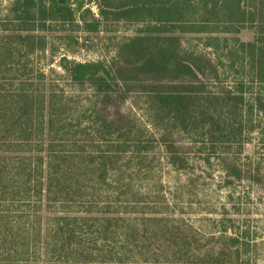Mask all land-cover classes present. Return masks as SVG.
Returning <instances> with one entry per match:
<instances>
[{
	"label": "trees",
	"instance_id": "trees-1",
	"mask_svg": "<svg viewBox=\"0 0 264 264\" xmlns=\"http://www.w3.org/2000/svg\"><path fill=\"white\" fill-rule=\"evenodd\" d=\"M122 28L108 58L68 55ZM253 144L264 0H0V264H243L230 209L205 231L180 192L194 149L264 191Z\"/></svg>",
	"mask_w": 264,
	"mask_h": 264
},
{
	"label": "rangeland",
	"instance_id": "rangeland-1",
	"mask_svg": "<svg viewBox=\"0 0 264 264\" xmlns=\"http://www.w3.org/2000/svg\"><path fill=\"white\" fill-rule=\"evenodd\" d=\"M95 10L96 7L92 6ZM121 33L108 35L104 40H96L78 51L77 54H68L70 58H75L80 62L97 61L102 58H108L111 53L108 48L107 39L110 37H122L132 34L130 30L122 28ZM241 39L245 42L253 40V32L245 30L241 34ZM51 51H48V59L45 60V68L49 70L54 68L60 71L58 66L61 55L66 54L65 51L59 50L56 55L51 56ZM53 59V64H50ZM198 152V153H197ZM247 152L250 156H263L264 150L262 147L255 144L247 147ZM202 154V153H201ZM198 149H194L191 153L192 164L195 172L201 179L196 190L186 188L180 193L184 194L185 207L184 212L186 218L196 226L210 231L211 223L207 220L212 216L211 210H219L226 206L233 213L230 216L239 220L236 224V231L241 237V241L246 244L244 258L241 259L243 264H264V191L249 182L236 183L233 186L227 187L222 174L218 171L216 162L212 161L211 165L204 162V154L201 155ZM166 179L171 184L185 182V177L181 174H176L165 169ZM181 183V184H182ZM232 194V197L229 196ZM218 212V211H216ZM208 225H210L208 227ZM235 232V231H234Z\"/></svg>",
	"mask_w": 264,
	"mask_h": 264
}]
</instances>
